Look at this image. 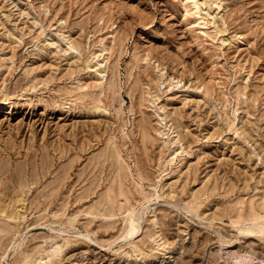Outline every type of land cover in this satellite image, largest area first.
<instances>
[{
	"label": "rangeland",
	"instance_id": "obj_1",
	"mask_svg": "<svg viewBox=\"0 0 264 264\" xmlns=\"http://www.w3.org/2000/svg\"><path fill=\"white\" fill-rule=\"evenodd\" d=\"M262 230L264 0H0V264H264Z\"/></svg>",
	"mask_w": 264,
	"mask_h": 264
},
{
	"label": "bare ground",
	"instance_id": "obj_2",
	"mask_svg": "<svg viewBox=\"0 0 264 264\" xmlns=\"http://www.w3.org/2000/svg\"><path fill=\"white\" fill-rule=\"evenodd\" d=\"M145 208H146V206H145ZM144 210V209H143ZM133 217V216H132ZM135 217V216H134ZM10 218V217H9ZM142 218V214L140 213V216H137L136 217V219H141ZM10 219H12V218H10ZM132 221H131V230H130V232H129V235L128 236H132L133 235V232H134V230L136 229L135 228V226H134V219H131ZM140 224V223H139ZM254 224V223H253ZM256 226V225H255ZM258 227V226H257ZM251 229H253L252 227H251ZM260 229V228H259ZM263 229V228H262ZM261 230V229H260ZM255 231V230H254ZM263 231V230H262ZM264 232V231H263ZM259 234H261V232L259 231L258 232ZM258 233H256V234H258ZM264 234V233H263ZM220 237V236H219ZM130 238H133V237H130ZM91 239V238H90ZM94 240V239H93Z\"/></svg>",
	"mask_w": 264,
	"mask_h": 264
}]
</instances>
